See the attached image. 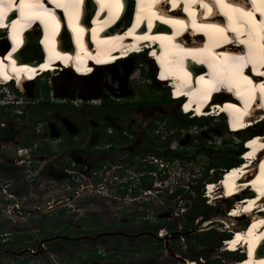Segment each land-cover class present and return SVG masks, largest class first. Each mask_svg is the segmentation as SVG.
<instances>
[{"label":"rangeland","instance_id":"374dc122","mask_svg":"<svg viewBox=\"0 0 264 264\" xmlns=\"http://www.w3.org/2000/svg\"><path fill=\"white\" fill-rule=\"evenodd\" d=\"M151 62L143 56L131 57L100 68V75L92 78L60 72L19 85L18 93L10 86L0 88V104L11 100L18 104L9 103L0 110V126L18 131L2 144L0 155V170L5 166L14 169L0 171V243L13 235L28 234V244H33L35 239L58 235L60 231L75 238L115 232L136 235L146 228L160 233L173 229V234L157 241L146 236L120 237L119 245L115 243L116 236L54 241L40 247L34 258L20 255L19 264H81L87 254L95 257L87 264H231L238 258L225 254L220 242L230 224H236L237 229L245 223L242 218L227 217L235 197L220 199L217 194V200L209 204L204 186L218 179L223 164L238 163V141L263 132L262 124L235 135L226 132L220 119H202L195 124L190 116L180 113L178 101L168 102L166 86L157 81ZM103 99L110 102L99 109ZM123 104L128 106L123 108ZM57 123L70 132L85 127L74 136L64 155L61 150L54 151L59 143L53 132ZM41 126L50 127L45 136L50 157L30 156L24 148L31 147V141H41L35 137L36 128ZM103 130L107 137L98 139ZM89 133H93L91 137ZM26 135L29 139H25ZM112 136L123 141L107 143ZM152 144L155 147L145 152ZM85 145L94 147L88 148L89 154L83 151ZM163 150H168L171 162L164 164L154 157L150 163H138L139 155H156ZM61 155L62 161L69 162L71 155H90L91 158L84 157L86 163L103 161L104 167L96 172L84 169L66 173L59 165ZM199 184L203 192L198 197L195 189ZM192 212L196 219L191 223L188 215ZM57 219L60 224L38 236L43 226ZM205 220L217 222L205 225ZM190 223L191 229L185 231ZM208 230L213 231L208 238L196 242L193 233ZM165 245L173 251V258ZM14 261L12 256H0V264Z\"/></svg>","mask_w":264,"mask_h":264},{"label":"bare ground","instance_id":"6f19581e","mask_svg":"<svg viewBox=\"0 0 264 264\" xmlns=\"http://www.w3.org/2000/svg\"><path fill=\"white\" fill-rule=\"evenodd\" d=\"M13 1H8V4L12 5L11 10L22 8L25 21L41 20L42 16L50 11L42 4L44 2L46 6H50L44 0H22L20 6L13 5ZM50 1L56 2L64 9L65 19L74 31L75 38L84 40L86 38L84 34L91 29H87L82 22H74L78 16L79 3H75L73 9L66 0ZM96 1L97 12L92 22L95 36H91L90 45L95 50L91 56L93 62L97 60L103 63L111 62L122 52L132 50L137 52L143 46L155 43L156 46L158 45V50L155 49L156 46L151 50L154 59L151 60L161 66L159 72L155 68L157 77L165 86L171 87L169 92H172L173 99L184 94L188 95V103L181 104L180 111L184 112L193 105L195 114L201 115L203 110L215 108L219 112H227L236 120L239 119L234 124V128L236 124L243 128L247 124L252 127L262 124L263 132L251 134L246 140L247 150L242 155L243 161L230 166V170L226 171L220 181L207 182L205 188L209 204L217 200V194L220 199L235 197V205L227 210L229 219H235L236 216L243 214L249 218L242 227L233 229L235 231L233 239L225 243L228 250L240 245L246 248L244 261H235L231 264H264V250H262L264 248V121L262 123L258 121L259 118H264V53L257 52L260 48H264V42H261L264 41V2L262 0H134V5L139 11L132 14L130 4H133V0ZM89 2L92 3V0ZM7 5L0 6L1 17L8 12ZM241 5L249 8V11L239 18L238 10L243 8ZM88 8L92 10L90 4ZM219 11L224 15L227 24L232 23L231 28L223 27L224 21L213 16ZM5 22L13 21L7 18ZM20 25L22 24H15L18 29L12 33V40L16 41L20 35ZM158 25H164L170 31H165L163 27L156 28ZM26 26L27 23L24 24V27ZM248 26L257 28L254 37H250V29L249 31L244 29V32L238 30L239 27L242 30ZM57 29V24H54L52 31L55 33ZM227 30L231 32L228 34V39L233 42L221 46L224 43L222 33L224 32V37ZM66 33L64 29L63 35L59 36L60 41L65 39ZM203 36L212 38V44L206 39L202 41L203 44L199 43ZM25 39L26 47L21 52L23 59L31 61L35 58L36 52L42 58L39 52L40 46L32 40L34 39L32 34L28 33ZM41 43L44 41L42 40ZM2 44L0 42V80L19 75L21 69L14 67V58L10 56L17 47L8 45L7 51L1 53ZM51 47L52 44H45L48 52L50 50L52 52ZM79 56L84 58L83 55ZM93 70L87 77L100 75V68L96 67ZM65 73L69 71L66 69L61 71V74L65 75ZM27 75L28 72H25L24 76ZM170 79L172 84L169 82ZM215 87H220L218 93L224 96V102L220 103L217 99L216 103H212L216 96L213 94L210 97L207 93ZM247 186H250L255 195L247 189ZM251 194L254 196L251 197ZM205 221V225L217 222ZM239 222L241 224L242 221ZM248 222L251 223L245 225ZM233 225L230 224L229 228ZM227 233L229 231L222 233V236Z\"/></svg>","mask_w":264,"mask_h":264},{"label":"flooded vegetation","instance_id":"af4514ba","mask_svg":"<svg viewBox=\"0 0 264 264\" xmlns=\"http://www.w3.org/2000/svg\"><path fill=\"white\" fill-rule=\"evenodd\" d=\"M82 130H85V127H80V129L77 132H75V131L70 132L67 129H65L63 125L57 123L54 126L53 132L57 135V137L59 139L58 140L59 143L57 144L56 149L54 151L56 152L58 150H61L63 152V155H64L66 153V150H69L68 148H70V146L72 144V139L74 138V136L81 134L82 133ZM49 132H50V127L49 126H41L39 128H36L37 135L35 137L38 136L39 139H41V141L40 142L39 141H37V142L31 141L30 144H29V146H31V147L33 146L34 148L28 147V145H27V147H24V148L28 149L27 151H28V153H29L30 156H32V155H38L41 158L43 156H45V157H50L51 156V155H49L51 152L49 151L48 139H47V137H45L47 134H49ZM9 133H11V135H12L11 137H8L9 136L8 135ZM17 133H18L17 130H15V129L12 130L10 128V126H8V125L5 126V127L4 126L3 127L0 126V155H1L2 146H3L2 144L3 143H7L8 141H10L9 139L14 138L17 135ZM92 134L89 133L90 137L92 136ZM101 136H102V132H101V135L97 136V138L98 139H103V138H101ZM30 137L33 138V136H30ZM25 139H29V137H27V135H26L25 136ZM90 140H91V138H90ZM88 148H94V147L85 145L84 146V150H83L85 152V154H89L90 153V152H87L88 151ZM40 150L42 151V153L39 152ZM86 156L90 157V155H84V157H86ZM145 156H146L147 160H146ZM84 157H82L81 155H76V156L75 155L74 156L71 155L70 156V159H69L70 162H69V161H62V160H64V158L61 155V158H60L61 161H59V165L62 167L61 169H62V171L64 170V172H66V170H74V171L83 172L84 169L85 170H91V169H93L94 172H96V171L100 170L101 167L104 165L103 164V161H101L98 164L95 163V164L90 165V164H88V163L85 162L86 159ZM139 157L141 159V160L139 159L141 162H138V163H140V164L141 163L144 164L146 162H149L150 163L151 162L150 160L154 158L153 155H139ZM1 161L3 162V160L0 158V168H2V166H3V165H1L2 164ZM86 161H88V160H86ZM28 162L30 164L32 161L29 160ZM13 165L15 166L16 164L13 162ZM8 168H7V166H5L3 168V170L1 169L0 171H5L6 172L7 170H9V171L14 170V169H12L13 168L12 166L9 169ZM70 172H72V171H70ZM147 190H149V189H147ZM134 192H136V191H132V193H134ZM147 194H149V193L147 192ZM58 204H60V203H58ZM43 217H46V216H43ZM57 222H61V221L57 219ZM58 224H60V223H58ZM163 231H164V233H160L162 231H158V232H155V233L154 232H141V233H151V234H153L155 236V238H153L151 236H146V237L147 238L150 237V238H152L155 241H157L160 238H163L165 236H169L170 237L173 234V230L172 231H167V230H164L163 229ZM58 233H59L58 235L54 234L51 237L50 236H47V237L38 239L36 241V245H35L34 248H31L29 246H24V247L15 246V249H9V248H7L5 250H0V256L1 255H9V256H12L15 259V261H14L13 264H19V262H20L19 260H22V258L21 259L19 258L20 255L21 256H24V258H34L33 255H37L41 251V248L42 247L44 248L50 242H54V241H74V240H79L78 237L75 238V237H70L69 236V237H67V238H69V240L57 239V240H53V241H49V242H44L42 245H39V241H41L43 239H49V238H53V237H57V236H64V235H62L63 232L62 233L58 232ZM115 233H120V232H115ZM138 234H140V233H138ZM138 234H136V235H138ZM136 235L127 234V233H123L122 232V233H120L118 235H108L106 237L116 236V237L133 238V237H137ZM95 236L96 235H94V237ZM64 237H66V236H64ZM94 237H92V238L90 237L91 239H86V240H94L93 239ZM7 240H3V242L4 241H7ZM27 245H31V244H27ZM0 247H3V245L0 246ZM169 250H171V249H169ZM168 254H169V251H168ZM112 260H113V258H112ZM116 261L117 260H115L113 262H116ZM63 264H65V263H63Z\"/></svg>","mask_w":264,"mask_h":264},{"label":"trees","instance_id":"16d2710c","mask_svg":"<svg viewBox=\"0 0 264 264\" xmlns=\"http://www.w3.org/2000/svg\"><path fill=\"white\" fill-rule=\"evenodd\" d=\"M165 92V97L167 98V100H168V102H171L172 100L168 97V93H167V91H164ZM109 102H110V100H108V99H103L102 100V103H101V106L99 107V109H102L103 107H105V106H107L108 104H109ZM46 104H48V102L46 103ZM49 105V104H48ZM3 106H7V105H0V110H1V108L3 107ZM126 106H128V104H123L122 105V107L123 108H125ZM82 108H84V106H82ZM47 109H49V107H45V109L44 110H47ZM15 111H17V108H16V110ZM39 114H41V112H39ZM13 116L14 117H16V115L15 114H13ZM19 117V116H18ZM192 121H194V123L195 124H197V123H199L200 121H203L202 119H198V118H193V119H191ZM105 126H108V125H105ZM153 127H149L148 129L150 130V129H152ZM253 128H255V127H252V129ZM251 128H249L248 130H246V131H244V132H248L249 130H252ZM104 131V130H103ZM118 135H120V132L119 131H117L116 132ZM241 133H243V132H241ZM107 137V134L105 133V131L104 132H102V136H101V138H106ZM115 138L112 136V139H110L107 143H111V144H118V143H121L122 141H123V139H121V138H118V139H115ZM151 140H153V139H151ZM155 147V145L154 144H152V145H150L147 149H146V151L145 152H149V151H151L153 148ZM241 151V145L239 144V150H238V152H237V154L239 153ZM40 153H42V151L40 150L39 151ZM168 154V150L166 151V150H163L162 152H157V154L156 155H153L155 158H158V159H160L161 161H163L164 162V164L165 163H169V162H171L172 161V158L169 156V155H167ZM224 166L223 167H220V170L221 169H225V168H227V167H230V164L229 163H225V164H223ZM152 167H148V169H150V170H152L151 169ZM207 170V169H206ZM146 184H143L142 185V187L143 188H146ZM203 186H202V184H199L197 187H196V189H195V192H196V194H197V196L199 197V196H201L202 195V192H203V188H202ZM121 195H124V191H120L119 192ZM62 215V210L60 211V212H58L57 213V216L58 217H60ZM43 216H46V215H43ZM188 217L191 219V223H192V221L193 220H195L196 219V216L193 214V212H192V214H190V215H188ZM57 223V224H56ZM58 223H60V222H55V223H53L52 225H46V226H43L42 228H41V231L39 232V234H38V236H41V234L43 233V232H45V230L47 229V228H50V226L52 227V226H54L55 224H56V226L58 225ZM191 223L189 224V226L186 228V230L185 231H189L190 229H191ZM100 226V224L99 225H97V227H95V229H98V227ZM173 229H169V230H167V231H172ZM63 231H60V233H62ZM144 232H154L155 233V231H153V230H151L150 228H146L145 229V231ZM210 232H213V231H201V232H194L193 233V236H194V238H195V240H196V242H198V243H201V242H203V241H205L207 238H208V235H209V233ZM46 236H49L48 234L46 235ZM29 237L31 238V236H29L28 234H19V235H13V236H11V239L9 240H7V241H4L3 243H0V246H7L9 249H15V246H18V247H24V246H29V247H31V248H34L35 247V245H36V241H37V239H35L34 240V243L33 244H31V245H27L28 244V240H29ZM115 239H116V241H115V243L116 244H120L121 242L119 241V239H121L120 237H115ZM58 242H67V241H58ZM95 257H94V255H91V254H87V256L85 257V259H83L82 261H81V264H87L90 260H92V259H94ZM72 259V258H71Z\"/></svg>","mask_w":264,"mask_h":264},{"label":"water","instance_id":"95a60500","mask_svg":"<svg viewBox=\"0 0 264 264\" xmlns=\"http://www.w3.org/2000/svg\"><path fill=\"white\" fill-rule=\"evenodd\" d=\"M118 234H120V233H101V234L95 236L93 239H95V238H97L99 236L118 235ZM136 236L137 237H141V236H151V237L155 238V236L153 234H151V233H140V234H138ZM57 239L69 240V238H67V237L57 236V237H53V238H49V239H43V240L39 241V245H42L44 242H49V241H53V240H57ZM78 239H91V238L90 237H87V236H81ZM165 249H167L169 251V255L173 258V252L171 250H169L166 245H165Z\"/></svg>","mask_w":264,"mask_h":264},{"label":"clouds","instance_id":"9594fccd","mask_svg":"<svg viewBox=\"0 0 264 264\" xmlns=\"http://www.w3.org/2000/svg\"><path fill=\"white\" fill-rule=\"evenodd\" d=\"M70 75H72V74H70ZM72 76H73V75H72ZM29 84H30V83H29ZM6 86H10V87H12V88L14 89V91H16V93H18V91H19V90L15 89V87H14L13 85H11V84L6 85ZM6 86H4V87H6ZM0 88H3V87H0ZM16 101H17V100H11L10 102H6V103L0 104V105H8L9 103H10V104L15 103V106H16V105H18V104H16ZM16 112H17V111H16Z\"/></svg>","mask_w":264,"mask_h":264},{"label":"snow or ice","instance_id":"6c2138e0","mask_svg":"<svg viewBox=\"0 0 264 264\" xmlns=\"http://www.w3.org/2000/svg\"><path fill=\"white\" fill-rule=\"evenodd\" d=\"M262 2H264V0H262ZM241 7H244L243 5H241Z\"/></svg>","mask_w":264,"mask_h":264},{"label":"built area","instance_id":"2783aa9c","mask_svg":"<svg viewBox=\"0 0 264 264\" xmlns=\"http://www.w3.org/2000/svg\"><path fill=\"white\" fill-rule=\"evenodd\" d=\"M149 190H147V192H148ZM145 192V191H144Z\"/></svg>","mask_w":264,"mask_h":264}]
</instances>
